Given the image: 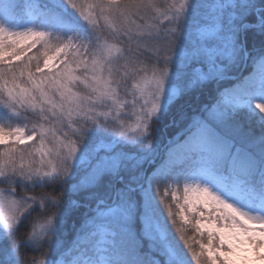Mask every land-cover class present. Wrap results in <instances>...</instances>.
Listing matches in <instances>:
<instances>
[{"label": "snow or ice", "instance_id": "obj_1", "mask_svg": "<svg viewBox=\"0 0 264 264\" xmlns=\"http://www.w3.org/2000/svg\"><path fill=\"white\" fill-rule=\"evenodd\" d=\"M17 7L0 0V264H264V0ZM213 86L156 167L164 117Z\"/></svg>", "mask_w": 264, "mask_h": 264}, {"label": "trees", "instance_id": "obj_2", "mask_svg": "<svg viewBox=\"0 0 264 264\" xmlns=\"http://www.w3.org/2000/svg\"><path fill=\"white\" fill-rule=\"evenodd\" d=\"M40 1L42 5L49 2V0H40ZM12 2L18 6L16 8L15 15L22 14V9H23L25 0H12ZM189 44L192 46L196 44L195 35L191 38V40L189 41ZM36 51H37L36 49H33L32 53ZM32 53H29V55H31ZM190 65L191 66L189 68L185 69V71L189 73H191V71L194 68L199 67V65L194 62H190ZM218 99H219V94L215 90V86H213V89L211 91L207 89L193 90L190 92V94L183 96L178 100L177 104L164 117L163 123L159 126L160 131L158 133V137H157V141L155 145V149H156L155 155L153 157V159H155V162H156V167H159V165L164 161L166 157L167 148L169 146L176 147L175 141L176 139H178L179 134L183 128V122L180 120V116H179V108L182 106L185 113L189 115H195L198 113V110L203 109L205 106L215 105ZM173 119L176 120L175 126H173L170 123V121H172ZM237 119L240 120V122L245 123V124H254L256 118L253 117L250 120L246 112H241L240 115L237 117ZM30 126L31 124L29 123V127ZM181 159H182L181 154L178 153L177 160H176L177 166L180 165ZM84 179L85 177L83 175V170H82V174L77 178V181H75L74 183H81L82 181H84ZM7 187L8 186L6 184H0V188H7ZM41 191L51 192L52 189L51 188L46 189V190L36 189L33 194L38 195ZM17 193L21 194L19 189H17ZM72 198L79 200L82 206L77 209H73L66 218V224H65L66 231L63 234L66 236L68 240L74 239V232H73L74 226L76 228H79V226L84 221V219L88 215L92 214V209L95 206L93 201L86 199V196L84 193H80L79 195L72 197ZM68 199L69 197L65 196V200H68ZM47 214L48 213H45V215ZM36 215L37 214L34 213L33 217H30L29 220L31 221ZM29 230L30 229H29L28 224L23 225L21 227L19 238L24 239ZM144 244H145L144 250L147 251L148 250L147 241H145ZM33 255L39 256V253H33L31 249H28L27 250L28 258H31Z\"/></svg>", "mask_w": 264, "mask_h": 264}, {"label": "rangeland", "instance_id": "obj_3", "mask_svg": "<svg viewBox=\"0 0 264 264\" xmlns=\"http://www.w3.org/2000/svg\"><path fill=\"white\" fill-rule=\"evenodd\" d=\"M43 7L42 3L39 1V0H25L24 2V6H23V9H22V14L20 15H16V17L18 19L21 20V22L23 21H26L28 20L29 18H32L34 15L38 14L39 10ZM217 103H215L216 105ZM155 160V159H154ZM19 195V194H18ZM177 195L178 196H182L183 195V192H182V186L180 187V189L178 190L177 192ZM168 202H171V197L169 196L168 198ZM206 211V214H207V211L208 210H205ZM89 216V215H88ZM87 216V217H88ZM168 228H169V231L174 235L176 236V240L179 242V238H178V235H176L175 233V227L171 224V222L168 223ZM187 235L188 236H193L194 233L191 229L188 230L187 232ZM196 238H199L198 236ZM181 243V246H182V242ZM147 244L149 245V242L147 241ZM198 247V246H197Z\"/></svg>", "mask_w": 264, "mask_h": 264}]
</instances>
